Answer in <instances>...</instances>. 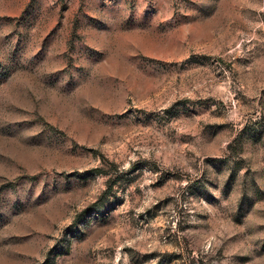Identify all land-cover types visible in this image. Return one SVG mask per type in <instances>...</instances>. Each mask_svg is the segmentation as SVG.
Instances as JSON below:
<instances>
[{"label": "rangeland", "instance_id": "rangeland-1", "mask_svg": "<svg viewBox=\"0 0 264 264\" xmlns=\"http://www.w3.org/2000/svg\"><path fill=\"white\" fill-rule=\"evenodd\" d=\"M0 264H264V0H0Z\"/></svg>", "mask_w": 264, "mask_h": 264}]
</instances>
